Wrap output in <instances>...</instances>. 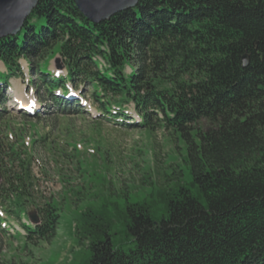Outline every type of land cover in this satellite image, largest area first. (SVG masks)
Segmentation results:
<instances>
[{
	"label": "trees",
	"instance_id": "1",
	"mask_svg": "<svg viewBox=\"0 0 264 264\" xmlns=\"http://www.w3.org/2000/svg\"><path fill=\"white\" fill-rule=\"evenodd\" d=\"M58 55L67 79L48 71ZM21 59L37 76L31 81L36 92L43 89L59 108L78 104L57 91L69 94L68 84L88 87L101 120H122L118 125L149 133L179 132L187 144L195 195L180 179L170 185L167 176L164 195H157L165 204L163 219H155L152 205L128 203L127 249L114 244L103 215L87 209L80 221L90 257L83 264H264V0H140L100 23L86 18L74 0H39L21 32L0 40L7 68L0 86L22 73ZM130 109L140 124L124 122ZM1 133L0 207L23 228L22 238L51 240L61 216L34 172L38 142L55 166L66 163L85 179L109 173L115 159L99 144L94 155L82 152L77 146L91 141L78 142L76 135L62 151L48 136L30 145L19 137L15 146ZM111 182L104 179L100 189L112 197ZM35 211L40 223L24 224Z\"/></svg>",
	"mask_w": 264,
	"mask_h": 264
},
{
	"label": "rangeland",
	"instance_id": "2",
	"mask_svg": "<svg viewBox=\"0 0 264 264\" xmlns=\"http://www.w3.org/2000/svg\"><path fill=\"white\" fill-rule=\"evenodd\" d=\"M20 64L24 73L9 80L8 87L11 89L5 92L7 87H0L7 98L5 107H2L0 99V131L8 138H5L6 143L17 146L21 143L19 137L26 138L28 142L29 138L34 136L30 125H34L35 131L40 132L38 137L34 136V140L38 141L41 136H48L49 142L56 141V145L67 150L70 135H76L78 139L82 138L77 140L78 142L88 140L93 143L95 140L94 145L99 144L102 147L101 151H109L115 161L109 173L98 171L97 176L87 175L85 179L71 170L66 163L55 166V159L45 152L43 143L38 142L35 148L37 160L34 172L39 178L40 190L47 197L53 194L57 200L58 213L61 216L58 232L51 240L39 243H33L20 235L14 239V232H23L20 225L14 222L16 230L11 229L10 235L5 236L3 233V236L0 233V264H83L90 257L86 240L88 235L83 231L84 226L80 221L81 214L87 209H94L103 215L105 221L111 225L114 244L127 249L131 245V236L125 231L124 218L128 203H146L150 207L152 205L155 219H163L167 216L165 204L157 195H164V181L167 176L173 179L170 185H174L177 179H180V182L195 195L196 188L192 185L193 176L187 156V144L181 133L164 129L149 133L141 128H127L103 121L100 119V112L89 100L91 93L87 91V87L83 90L86 92L84 95L90 107L88 109L82 107L85 108L83 116L76 113L78 107L62 111L46 97L43 89L37 93L34 85H29L31 78L34 77L33 71H29L30 67L26 60H21ZM64 65V60L58 55L50 62L49 71L63 73ZM4 71L6 69L0 63V72ZM34 79L37 82V77ZM39 98L44 100L36 109L40 117L26 120L21 109L22 102L29 99L35 102ZM131 114L132 117L129 119H135L136 115L133 112ZM129 122L134 123L133 120ZM98 123L101 124L100 129L96 127ZM38 161L41 162L43 169ZM44 169L49 172V177L42 175L41 171ZM104 179H112L114 196L111 197L110 192L101 191L100 186ZM64 180L74 183L73 186L65 184ZM69 187L75 190L71 191ZM96 197L98 199H95Z\"/></svg>",
	"mask_w": 264,
	"mask_h": 264
},
{
	"label": "water",
	"instance_id": "3",
	"mask_svg": "<svg viewBox=\"0 0 264 264\" xmlns=\"http://www.w3.org/2000/svg\"><path fill=\"white\" fill-rule=\"evenodd\" d=\"M75 5L94 23L109 20L112 16L137 6L140 0H74ZM39 0H0V39L14 36L21 31L24 22L32 14ZM248 55H244V66L248 65ZM1 181V176H0ZM33 222L39 223L36 213Z\"/></svg>",
	"mask_w": 264,
	"mask_h": 264
},
{
	"label": "bare ground",
	"instance_id": "4",
	"mask_svg": "<svg viewBox=\"0 0 264 264\" xmlns=\"http://www.w3.org/2000/svg\"><path fill=\"white\" fill-rule=\"evenodd\" d=\"M64 73V72H63ZM20 98V97H19ZM24 102V101H23ZM30 102H24L21 108L26 109L29 106ZM38 106V105H37Z\"/></svg>",
	"mask_w": 264,
	"mask_h": 264
}]
</instances>
